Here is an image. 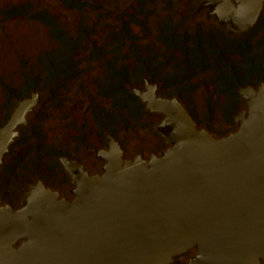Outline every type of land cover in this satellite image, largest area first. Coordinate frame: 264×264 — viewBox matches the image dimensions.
<instances>
[{"label":"rangeland","instance_id":"374dc122","mask_svg":"<svg viewBox=\"0 0 264 264\" xmlns=\"http://www.w3.org/2000/svg\"><path fill=\"white\" fill-rule=\"evenodd\" d=\"M200 3L0 0V129L15 101L39 97L0 166L3 205L20 209L38 181L71 200L61 158L99 174L104 162L95 151L106 149L109 135L128 160L168 148L157 131L164 115L135 94L146 79L160 96L179 98L198 129L216 138L238 130L241 89L264 83V8L238 37L198 13Z\"/></svg>","mask_w":264,"mask_h":264},{"label":"water","instance_id":"95a60500","mask_svg":"<svg viewBox=\"0 0 264 264\" xmlns=\"http://www.w3.org/2000/svg\"><path fill=\"white\" fill-rule=\"evenodd\" d=\"M263 8L264 0H201L197 11L240 37ZM135 94L164 115L157 131L169 147L128 160L109 135L95 151L99 174L61 158L71 200L42 181L20 209L0 200V264H173L191 250L190 264H264V83L241 89L246 110L222 138L198 129L151 80ZM38 103L37 95L15 101L0 129V166Z\"/></svg>","mask_w":264,"mask_h":264}]
</instances>
